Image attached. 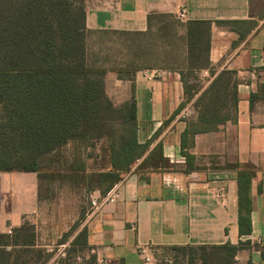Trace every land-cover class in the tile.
Listing matches in <instances>:
<instances>
[{
  "label": "trees",
  "instance_id": "1",
  "mask_svg": "<svg viewBox=\"0 0 264 264\" xmlns=\"http://www.w3.org/2000/svg\"><path fill=\"white\" fill-rule=\"evenodd\" d=\"M251 13L264 18V10L258 14L252 11V0ZM242 23L216 21L217 25L235 26L239 33ZM147 24L145 32L90 30L84 0H0V173H33L39 190L41 181L58 177L73 187L105 196L130 173L144 177L149 172L175 169L164 156L162 142L150 150L160 130L143 144L138 140L134 83L131 99L115 105L106 94V74L111 70L118 79L134 82L137 72L145 67L178 70L186 100L177 114L200 91L189 81L194 73L210 68L213 23L182 22L173 14H149ZM249 25L248 32L256 22ZM96 35L131 39V44L123 45L124 56L130 54L135 59L107 65V58L103 60L89 46V38ZM244 35L240 34L241 38ZM143 54L145 60H140ZM150 55L154 62L149 61ZM211 76L210 85L194 101L197 120L188 122L181 134L182 149L192 148L197 134L218 132L221 126L237 122L236 72L225 70L215 76L212 71ZM260 98H264V86L251 94V107ZM99 143L102 165L89 170L82 149H94ZM69 144L79 148L71 162L64 155ZM182 154L186 159L184 173L205 170L194 165L193 155L187 151ZM216 168L236 172L239 234L248 235L250 190L257 167L237 162ZM85 218L82 214L52 250L39 244L36 229L28 221L12 229L11 234L0 232V264H98L89 247L88 229L81 228ZM64 245H68L64 256L54 259ZM244 245L175 249L189 253H184L187 264H236ZM261 255L264 260V247Z\"/></svg>",
  "mask_w": 264,
  "mask_h": 264
},
{
  "label": "crops",
  "instance_id": "2",
  "mask_svg": "<svg viewBox=\"0 0 264 264\" xmlns=\"http://www.w3.org/2000/svg\"><path fill=\"white\" fill-rule=\"evenodd\" d=\"M84 1L90 30L145 32L149 14L177 16L182 9L187 11L183 22L211 21V65L196 71L195 81L206 88L214 78L212 71L216 76L225 70L235 71L239 80L237 122L221 126L218 132L195 135L187 150L181 147V134L188 122L197 120L198 113L193 106L190 111L189 102L176 114L186 100L178 70L145 67L134 82L107 72L105 90L115 105L131 99L134 83L138 140L143 144L160 130L150 150L162 142L164 156L175 169L144 177L130 173L113 188L118 195L115 204L88 213L89 208L83 226L98 264H150L142 250L147 253L155 246L227 243L245 244L236 264H264V98L250 104L251 94L264 86V18L251 13V0ZM216 21L244 23L238 25L239 33L235 26L217 25ZM250 21L256 25L248 32ZM240 34L245 35L241 38ZM191 114L193 118L188 117ZM185 151L194 156L195 166L205 170L184 173ZM237 162L257 167L250 190L251 233L242 236L236 172L216 168ZM38 185L33 173H0V232L9 234L35 214L40 201Z\"/></svg>",
  "mask_w": 264,
  "mask_h": 264
},
{
  "label": "rangeland",
  "instance_id": "3",
  "mask_svg": "<svg viewBox=\"0 0 264 264\" xmlns=\"http://www.w3.org/2000/svg\"><path fill=\"white\" fill-rule=\"evenodd\" d=\"M262 10H264V0H252V11L258 14ZM159 43L161 44V42ZM124 44H131V39L127 40L126 37L115 35H96L89 38L90 48L98 53L103 60L107 58V62H105L107 65L120 63L125 59L133 58L130 54L124 56L127 54L123 47ZM108 56L110 57L109 60ZM138 58L145 60V55H140ZM149 61H155L153 55L149 56ZM196 78V75H194L189 81L192 85L199 87L200 91L197 95H200L207 87L204 88V85L201 83L198 84L195 81ZM194 98L193 100L195 101L196 99ZM193 100L191 101L192 104H190V111L192 110V106L197 111ZM188 117L193 118L194 114ZM101 144L99 143L94 149H82L81 156L89 170H97L102 165V161L99 158ZM78 150L79 148H76L74 144H69L65 147L64 155L68 162L72 161L73 155ZM89 155L91 156L89 157ZM92 193L87 192L82 187H73L68 181L63 182L58 177H54L50 181L47 179L41 181L38 209L27 220L34 225L39 244L46 245L49 247V250H52L54 245L62 238L63 234L70 230L82 214L86 217L87 211L90 208V197ZM83 225L84 222L81 224V228ZM67 246H61L57 250L54 259L64 256V249ZM184 253V251L175 249V246H155L147 249V254L151 258L150 264H187L185 254L187 253L189 255V253Z\"/></svg>",
  "mask_w": 264,
  "mask_h": 264
},
{
  "label": "built area",
  "instance_id": "4",
  "mask_svg": "<svg viewBox=\"0 0 264 264\" xmlns=\"http://www.w3.org/2000/svg\"><path fill=\"white\" fill-rule=\"evenodd\" d=\"M177 17L182 22L186 21L187 11L185 9H182L177 15ZM251 75L252 77H254L255 73L253 72ZM117 199H118V195L114 192L113 189L105 196L98 194V192L93 193L91 194V197H90V211H88V213L91 211L100 210L107 205H113L116 203ZM11 233L12 231H9V234ZM258 242H261V239H258ZM142 253L145 255V260L147 262H150L151 260L150 255L147 254L144 249L142 250Z\"/></svg>",
  "mask_w": 264,
  "mask_h": 264
}]
</instances>
